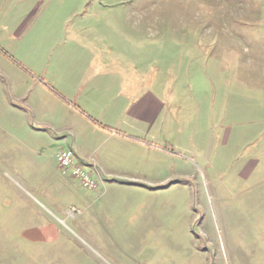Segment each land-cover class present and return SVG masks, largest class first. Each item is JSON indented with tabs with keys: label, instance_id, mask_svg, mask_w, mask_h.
<instances>
[{
	"label": "rangeland",
	"instance_id": "1",
	"mask_svg": "<svg viewBox=\"0 0 264 264\" xmlns=\"http://www.w3.org/2000/svg\"><path fill=\"white\" fill-rule=\"evenodd\" d=\"M0 264H264V0H0Z\"/></svg>",
	"mask_w": 264,
	"mask_h": 264
},
{
	"label": "built area",
	"instance_id": "2",
	"mask_svg": "<svg viewBox=\"0 0 264 264\" xmlns=\"http://www.w3.org/2000/svg\"><path fill=\"white\" fill-rule=\"evenodd\" d=\"M55 159L58 170L62 175H68L76 180L82 188L89 190L97 188V181L93 179L91 172L83 164L75 160V154L71 148L59 150ZM93 172L97 173V170L95 169Z\"/></svg>",
	"mask_w": 264,
	"mask_h": 264
},
{
	"label": "crops",
	"instance_id": "3",
	"mask_svg": "<svg viewBox=\"0 0 264 264\" xmlns=\"http://www.w3.org/2000/svg\"><path fill=\"white\" fill-rule=\"evenodd\" d=\"M104 75H106V74H104V72H101V74L97 73V72H94V73L92 72L89 75H87L88 82H89V84L90 83L94 84L95 91H100V90L104 91L103 90V89H105V87L103 85L104 80H100L99 79V76H104ZM101 88H103V89H101ZM99 104L100 103H97V105H99ZM95 123H97L98 125L100 124L98 122H95ZM104 125L105 124H103V125L100 124L99 127L103 131L107 132V135H108V137H106L107 139L108 138H112V136H114V135L122 134L120 131L115 130L112 126H109V125H105L104 126ZM123 135H125V134H123ZM127 136H129V135H127ZM72 143H73V146H72L71 149L74 151L75 160H77L78 162L83 164L85 166V168H90V170H92L91 161L93 160V158L91 157V155H88V154H86V152L82 151L81 146L79 144H77L74 140H72ZM96 174H97V176L101 177V179H103L102 175L105 176V177L106 176H113L112 173H108V172H106V171H104L102 169H97V173Z\"/></svg>",
	"mask_w": 264,
	"mask_h": 264
}]
</instances>
